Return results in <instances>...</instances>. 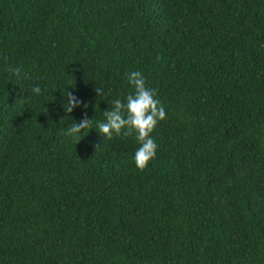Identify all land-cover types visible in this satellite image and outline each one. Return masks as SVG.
<instances>
[{
	"label": "trees",
	"instance_id": "1",
	"mask_svg": "<svg viewBox=\"0 0 264 264\" xmlns=\"http://www.w3.org/2000/svg\"><path fill=\"white\" fill-rule=\"evenodd\" d=\"M131 71L143 171L96 128ZM0 264H264V0H0Z\"/></svg>",
	"mask_w": 264,
	"mask_h": 264
},
{
	"label": "clouds",
	"instance_id": "2",
	"mask_svg": "<svg viewBox=\"0 0 264 264\" xmlns=\"http://www.w3.org/2000/svg\"><path fill=\"white\" fill-rule=\"evenodd\" d=\"M14 74H19V69H9ZM127 81L133 86L134 92L129 93L125 100L115 99L111 101L110 107L104 111L105 120L99 122L96 126L100 135L104 139L111 140L114 135L132 136L135 135L139 143L134 156L135 166L143 171L149 162L155 159L158 145L152 137V133L159 124L167 118V113L162 102L157 98V90L146 86V78L140 71H131L126 74ZM95 91L99 96H103V89L97 87ZM31 92L40 94L41 88L34 84ZM65 99L62 101L63 109L66 113L71 114L76 107L83 105L87 108L81 99L73 94L72 91L63 92ZM66 100V102H65ZM92 120L85 112L81 121L71 124L66 133L80 142V133L89 129ZM100 145H96V150Z\"/></svg>",
	"mask_w": 264,
	"mask_h": 264
}]
</instances>
